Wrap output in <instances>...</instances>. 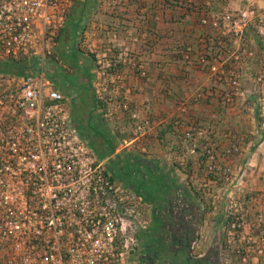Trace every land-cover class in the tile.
Returning <instances> with one entry per match:
<instances>
[{
    "label": "built area",
    "instance_id": "obj_1",
    "mask_svg": "<svg viewBox=\"0 0 264 264\" xmlns=\"http://www.w3.org/2000/svg\"><path fill=\"white\" fill-rule=\"evenodd\" d=\"M74 1L0 0V59H27V72L6 74V84L0 88V264H143L138 234L149 224V204L116 179L110 180L104 172L106 158L99 157L80 134L66 95L45 75L57 30ZM107 1L109 8L125 3ZM200 20L217 30L219 43L228 35L242 38L249 23L264 41V8L251 0L238 8L202 12ZM88 47L98 75H104L92 81L94 95L105 102L102 115L128 113L134 119L133 138L138 139L150 128L151 119L128 96L124 80L115 83L116 71L107 68L120 61L144 76L143 61L128 60L126 50L113 54L112 41L102 43L99 36L88 41ZM253 53L244 46L232 55L240 60L241 54ZM216 57L220 60L209 68L228 89L221 91L222 96L242 94L241 70L225 67ZM254 79H264V64ZM183 119L171 120L177 130L182 126L180 136L205 135L203 126ZM207 152L208 167H216L213 147ZM112 193L121 203L111 200Z\"/></svg>",
    "mask_w": 264,
    "mask_h": 264
},
{
    "label": "rangeland",
    "instance_id": "obj_2",
    "mask_svg": "<svg viewBox=\"0 0 264 264\" xmlns=\"http://www.w3.org/2000/svg\"><path fill=\"white\" fill-rule=\"evenodd\" d=\"M95 1L96 3L88 7L80 20L76 38L74 29L70 25L71 16L73 15L72 10L74 9V5H72L64 24L57 30L59 37L52 51L54 52L53 57L56 59H52L54 61L50 63L48 60L45 61V75L53 83H58L60 91L66 90L68 93L65 101L72 121L79 123L85 118L87 110L82 97L87 96V94L92 95L94 93L92 81L101 80L104 76L103 74L98 75L97 71L99 69L90 55L73 47L74 42L80 45L83 50L90 52L88 41L94 40L99 36L102 38V43L107 44L108 41H112L114 45L119 42V38H123L122 35L125 32L128 33L127 44L137 40L144 49V55L140 59L144 63L146 74L138 76L144 80L145 84L147 83L143 87V91L148 94V98L143 100L141 109L145 110L152 102L157 107L155 115L159 114L160 117L165 119L168 117V121L164 122H169L176 116L185 118L182 109L186 110L185 105H187V102L183 99L175 100V102H178L176 111L171 112V101L173 103L174 100L168 99L166 96L171 92V84L167 81L169 75H171V66L168 64L171 53V37L170 39L167 36L161 38L162 34L167 35L161 29H171L170 13L171 7H174V5L183 4L186 9L193 8L194 13L199 15L198 21L202 25H206L200 20L202 12L224 10L225 8L221 9L220 5L223 0H125V3H116L112 8H109L107 0ZM104 1L105 4L103 3ZM245 1L240 0L239 4ZM251 1L255 6L264 8V0ZM239 4L227 8L241 7L242 5ZM199 10L201 12H196ZM251 26L250 23L247 26L250 36L254 35ZM110 30H114L116 34L113 35ZM158 39L159 41H157ZM156 42L159 44L157 45ZM262 42L264 41L262 40ZM155 46L161 48L160 55L154 56V53H151L152 50H156L157 47L155 48ZM246 46L253 50V56H255L256 50L254 47ZM258 46L264 50L261 43ZM118 52V50L114 49L112 53L118 54ZM259 55V60L264 64V53L259 52ZM242 56L243 54H241ZM155 60L158 61L153 65L152 62H155ZM159 61L162 62L161 65H159ZM126 69L132 74L137 73L135 66L129 65ZM260 69L261 67L256 69L255 72ZM125 72L126 70L124 71L123 65H121L116 70V73H112L114 74L115 83H118L121 79L125 80ZM87 74L91 77L89 89L81 81L82 76L86 78L85 75ZM5 75L6 73L1 74L0 72V88L6 84L4 83ZM105 77L108 78L109 75ZM156 79L159 80L155 84ZM225 89L228 90L227 88ZM157 91L164 92L166 95H155ZM108 92V89L105 90V94H108ZM153 92V98H150L149 96ZM238 96L242 95H235L233 98L226 99L221 94L218 100L215 99V102L218 101L221 106L229 110L225 111L223 116L217 115L215 117L212 112L206 115H199L200 119H198L197 124L203 126L205 130H211L212 125L210 124H216L214 129L217 130L216 132L221 133L222 145L214 150L216 154L218 153L216 167H207L208 170L215 172V176L219 177L218 181L216 178L203 179L204 176L202 174H196L193 183L201 188L205 200H208L210 195L214 202L223 199L228 205L231 203L234 209L232 206H228V208H232L235 213H239L238 218L241 220V229L235 231L231 227L225 232L224 227L220 223L216 224L215 221L213 222L216 213L220 212L219 209H214L205 214L206 219L201 225H199L200 223L198 224L199 238L196 244L199 245L197 249L203 250L210 246L215 247L220 243L224 264H257L259 260L260 264H264V112H262V109L250 114H247V112L240 114L241 112L233 111L232 106ZM258 104L264 107V97L258 101ZM192 110L194 111L193 107H191ZM117 115H119L118 112H113L107 116L111 120L110 127L117 128L119 131L124 130L125 127L129 128L130 123L125 126L123 117ZM148 116L151 117L150 115ZM212 119L213 122L211 121ZM76 127L79 130V126ZM193 141L195 142V140H192L191 144L194 147L198 143ZM230 144L238 145V149L233 153L226 151L227 146ZM252 144H254V147L250 148ZM185 146L187 147V145ZM175 153L176 151L171 152V160L177 158ZM202 172L204 173V171ZM178 173H180L178 174L179 181L182 182L184 174ZM247 194L249 195L248 198L247 196L245 197ZM181 195L180 193L179 199H182ZM166 208H170V206ZM194 208L199 215L201 209L196 203ZM223 240H225L226 245H223ZM169 257L168 259L171 261V253ZM178 264L184 263L179 261Z\"/></svg>",
    "mask_w": 264,
    "mask_h": 264
},
{
    "label": "crops",
    "instance_id": "obj_3",
    "mask_svg": "<svg viewBox=\"0 0 264 264\" xmlns=\"http://www.w3.org/2000/svg\"><path fill=\"white\" fill-rule=\"evenodd\" d=\"M239 1L240 0H223V3L220 4L222 7L221 9L231 6L234 7L239 4ZM244 3L245 2H241L239 5H244ZM73 5L75 12H78L79 6L77 5V0ZM179 5L171 7V29H161L163 32L167 33V35L162 34L161 38L167 36L170 39L171 37V53L168 60V64L171 66V75H169L167 80L171 84V92L166 95L164 92L161 93L157 91L155 95L159 96L160 94H164L168 99L174 100L173 103L171 101V112L176 111L178 102H175V100L183 99L186 101V110L183 113L188 122L196 121L195 123H197L198 119H200L199 115H206L210 112H212V115L215 117L217 115H225V111H229L228 108L225 109V107L221 106L218 101L215 102V99L218 100L221 95V91L225 90V83L223 80H217L209 68L211 63H217L218 60H220L218 57L214 59L213 56L219 55V57L223 59L225 67L232 66L233 68H239L242 73L243 93L240 94L242 96L235 98L236 101L232 106L233 111L241 112L240 114H243L244 112L250 114L255 113L257 110L261 111L262 109V112H264V107L258 104V101L264 97V80H254L253 74L256 69L263 65L259 60V52L264 53V50L258 46L259 43L254 35L250 36L249 28H245L242 38L228 35L222 37L221 42L219 43L217 42L219 39L216 35V29L211 26L202 25L198 21V13H194L193 8L190 7L186 9L183 4ZM196 12L201 11L199 10ZM122 37L123 38L118 39L119 42L114 44L115 50H118L119 52L125 50L128 51L130 55L128 60H131L132 58H140L144 55V49L140 45V42L133 40L130 44H127L126 41L128 40V34L126 32ZM157 41H159V39ZM156 44L158 45L159 43L156 42ZM246 45H249L252 48L254 47L256 55H243L240 60H235L232 54ZM186 46H190L189 52L186 50ZM155 48L156 50H152L151 53H154V56L160 55L159 52L161 48H159V46H155ZM202 57L204 60H202ZM156 61L158 60L152 62L153 65L156 64ZM161 64L162 62L159 61V65ZM127 66L123 64L124 71L126 70L124 74V84L126 89L129 88L128 96L132 99L133 103H136L139 106L142 115L151 116V126L146 134L138 137V139L136 137L127 140L125 139L122 142L118 141L114 152L105 153L106 155L103 158H106L107 162L112 154L117 152H124V154H126L131 151L137 153L139 159H137L136 170L134 173L137 181L133 185L130 184L127 179H125L129 177L127 173L125 176L122 175L120 180L117 181L131 191H133L134 188H138L140 191L139 193H142V195L148 193L150 196H165L171 192V149L167 150L163 147L160 139L155 136V128L159 126L161 122L168 121V117L165 119L164 117H160L159 114L155 115L154 113L157 107L152 102H150L149 107L145 110L141 109V106H143V100L148 98V94L143 91V87L147 85V83L145 84L144 80L140 79L141 77H139L137 73L132 74L130 71L128 72L126 69ZM126 73H128V75H126ZM158 80L159 79H156L154 83H158ZM151 94L149 97L153 98L154 92ZM191 107H193L194 111H191ZM100 111V107H96V109L94 108V121L100 119L98 118ZM154 115L155 117H153ZM117 116L122 117L123 113H119ZM103 117L104 124L109 127L108 130H113L114 127H110L111 120L108 119L107 116L103 115ZM211 121L213 122V119ZM82 122L83 121L81 120L79 123H75L80 128ZM210 125H212L211 130L213 129L212 131L216 132L217 130L214 129L216 124L212 123ZM95 138L96 144L97 142L103 143L101 138ZM169 143L171 146V141L168 142V144ZM192 147L193 146H190L186 149L189 152H192ZM175 173L177 172L175 171ZM157 179L163 180V182L157 181ZM153 180L155 182H153ZM148 190H150V192ZM158 196L153 197V199H156V202H152L151 204L155 206L154 209L157 211L163 208L160 207L163 203ZM169 204L171 203L169 202Z\"/></svg>",
    "mask_w": 264,
    "mask_h": 264
},
{
    "label": "trees",
    "instance_id": "obj_4",
    "mask_svg": "<svg viewBox=\"0 0 264 264\" xmlns=\"http://www.w3.org/2000/svg\"><path fill=\"white\" fill-rule=\"evenodd\" d=\"M76 1V0H75ZM96 3L95 0H77V5L79 6V11L75 12V9L72 10L73 15L71 16L70 25L74 29V35H76L78 29L80 20L82 19L83 15L86 13L89 6H93ZM74 8V7H73ZM69 25V26H70ZM251 29L253 30V34L257 42L264 47V42H262L260 36L256 33L253 26H251ZM58 40V34L55 36ZM75 46V44H74ZM73 46V47H74ZM78 50L86 52L88 55L92 57L94 60V54L93 52H87L83 50L81 47L78 46ZM54 52L49 54L48 61L49 63L52 62V59H55ZM26 57H18V58H4L0 59V72L1 73H8V74H22L27 72V65H26ZM123 65L120 61H114V64L109 66L107 68L108 72L116 71L118 70V67ZM53 66V65H52ZM85 77L82 76V83H84L85 86H88L90 84V75L87 74ZM58 83H53V85L58 89L59 85ZM60 90V89H59ZM64 95H67V91L63 90L61 91ZM79 94V93H78ZM83 103H85V109L87 110V114L85 118L82 120L81 128H79L80 134L93 145L95 148V151L99 157H105L107 153L114 152L118 141H124L125 139L133 138L135 133L133 131L134 128V119L129 116L128 113L123 114V121L124 125L126 126L128 123H130L129 128H124V130H118L117 128H113V130H108L109 127H107L104 124V117L101 115V111L99 112L98 118L96 121L93 120V110L96 107H102L105 105L104 101L97 98L94 93L92 95L87 94V96L82 97ZM89 105V106H88ZM94 121V122H93ZM75 123V122H74ZM76 124V123H75ZM77 125V124H76ZM78 126V125H77ZM182 126L180 125L178 127V130L174 123L172 121L169 122H161L159 126L155 128V136H157L160 139L161 144L163 147L167 150H170L171 152L176 151L175 156L177 158H173L171 160V192L169 194L163 196V195H154L158 196L160 201L164 204L160 205L162 209L157 211L154 209L155 206L151 205L152 202H156V199H153L154 196H150L148 193L142 195L140 194L139 189L134 188L133 192L139 198L141 201L149 204L150 211L149 212V224L148 226L140 231L139 238H140V246L139 251L141 258H143L141 261L143 264H148V256L147 254L151 253V248L154 245V237H153V231L152 229L153 224L152 221L156 219L157 221L161 222L162 216L160 215L163 209H165L167 206H170L169 202L172 203L174 201L179 200L180 193L182 194L181 197L185 202L197 204L199 208L201 209L199 212V225H201L204 220L206 219L205 214L213 211L214 209H219V213H216L215 218L213 222L215 221L216 224L220 223L224 227V231H228L229 228H233L235 231H239L241 229V220L238 218L239 213H235L232 208V204L229 205L221 200H217L214 202V200L209 195L208 200H205L203 191L201 188L197 187L193 183L194 176L196 174H202L203 179L210 178L215 179L218 181L219 177L215 176V172L208 170L207 167L209 163L207 162L208 158V152L207 148L213 147L215 150L218 147H221L222 145V138L221 133L214 132L210 129H206L205 135L202 137H197L196 139H188L186 137L180 136V128ZM101 138L103 140V143L97 142L95 143L96 138ZM264 137V135H263ZM192 140H195L198 144L193 148L192 152H189L186 148L192 146ZM171 141L170 143L168 142ZM234 141V140H233ZM194 142V141H193ZM194 142V143H195ZM255 143V142H254ZM187 145V147L185 146ZM234 144H230L229 146H232ZM236 145V144H235ZM227 146V147H229ZM254 147V144L250 146V148ZM234 152V151H233ZM228 152V153H233ZM106 153V154H105ZM137 159H139L137 153L128 152L124 154V152H117L115 154H112V156L109 158V161H107L106 167L104 172L109 176L110 180H120V177L122 175H129V177L125 178L130 184H134L137 179L135 176V170H136V164ZM175 171L177 173H175ZM204 171V173L202 172ZM181 172L184 174V180L182 182L179 181V175ZM160 182H163V180H158ZM153 182H155L153 180ZM135 187V186H134ZM150 192V190H148ZM248 194L245 195V197ZM111 200L117 203H121L118 201L117 196L115 193L111 194ZM228 206H232L231 209L228 208ZM234 209V208H233ZM158 222V223H159ZM223 245H226L225 240H223ZM152 245V247H150ZM225 247V246H224ZM257 264H260V260L257 261Z\"/></svg>",
    "mask_w": 264,
    "mask_h": 264
},
{
    "label": "flooded vegetation",
    "instance_id": "obj_5",
    "mask_svg": "<svg viewBox=\"0 0 264 264\" xmlns=\"http://www.w3.org/2000/svg\"><path fill=\"white\" fill-rule=\"evenodd\" d=\"M74 44L77 50L78 46L81 47L76 42ZM194 209L193 203L179 199L161 212V222L152 221L155 241L153 247L150 246L152 254H147L148 264H178L179 261L184 264H224L220 243L215 247L197 249L199 215ZM168 253H171V261Z\"/></svg>",
    "mask_w": 264,
    "mask_h": 264
}]
</instances>
